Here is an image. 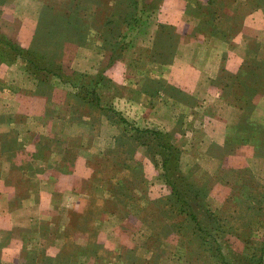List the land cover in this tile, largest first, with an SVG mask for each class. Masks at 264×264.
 <instances>
[{
	"label": "rangeland",
	"instance_id": "374dc122",
	"mask_svg": "<svg viewBox=\"0 0 264 264\" xmlns=\"http://www.w3.org/2000/svg\"><path fill=\"white\" fill-rule=\"evenodd\" d=\"M55 1L60 5L65 0H47L44 6L48 10L44 16L42 10L39 23L44 25L45 21L48 30L53 26L54 33L64 36L71 27L54 21V6L50 3ZM66 1L67 12L81 21L74 27L77 32L84 26L87 29L83 18H92L90 25L98 33L93 45L97 44L104 53V58L96 56V62L103 60L101 68L93 74H70L62 69L63 79L51 73L34 76L26 69L42 83L36 93L42 99L27 106V111L36 107L46 110L45 114L61 116L67 107L70 118L68 124L60 123V128L65 127L61 136L58 131L53 134L46 115L36 118L34 112L10 117L17 128L34 132L24 141L11 129L10 121L5 122L1 116L0 158L12 164L11 187L27 190L31 198L36 192L39 197L41 191L45 195L59 192L57 188L49 190L57 180L43 181L50 179L52 172L62 180L59 188L72 187L73 192L61 191L62 196L59 192L60 205L49 208L52 215L41 220L39 217L27 236L10 247V260L0 264H222L219 253L236 264L253 263L249 258L255 260L261 250L259 244L264 246V199L259 198L264 186L249 170L244 176L239 174L235 165L242 164L249 154L253 159L263 156L264 137L257 138L259 145L250 143L243 133L242 121L235 126L237 129L225 130L220 117L217 120L192 114L187 119L175 99L167 103L164 97H158L159 91L176 90L162 82L177 63L178 37L187 29L174 19L181 16L180 8H173L175 17L168 22L169 16L164 18L167 11L162 10L164 0ZM209 1L187 0L182 14L194 20L197 31L204 32V36L232 25L241 34L253 35L260 24L244 30V17L255 11L264 20V0H236L237 6L232 8L227 7L229 0H221V6L216 7L218 13L212 11ZM4 5L0 0V11ZM216 14L218 21L212 24ZM1 42L0 39L2 47ZM259 43L264 45V40L252 43L246 50L256 51ZM257 56L244 55L248 67L255 71L227 70L221 73L223 80L213 79L221 97H227L229 84L242 83L248 75H255L253 85L247 88L249 111L255 108L257 95H264L263 66L255 59ZM9 63L21 61L0 57L1 67ZM45 65L52 67L47 61ZM57 87L63 93L55 91ZM145 91L153 96L148 97ZM52 98H63L65 102L53 107ZM149 111H153L155 122L147 118ZM174 112L173 119H169ZM164 131L177 148V158L171 155L167 161L168 179L163 175V160L156 153L161 150L158 144L165 140ZM66 144L70 149L62 150ZM63 154L58 164L50 163ZM60 160L63 165H59ZM79 161L87 165L75 167ZM251 169L257 172L255 165ZM174 191L180 192L186 205L179 206ZM187 209L193 212V219ZM225 224L238 228L241 235L221 231L218 226ZM206 233L215 240L211 242L213 249L216 245L220 249L213 252L211 243L207 246L203 242L200 234ZM2 249L0 246V255ZM261 261L264 264L262 258Z\"/></svg>",
	"mask_w": 264,
	"mask_h": 264
},
{
	"label": "crops",
	"instance_id": "0c3cea01",
	"mask_svg": "<svg viewBox=\"0 0 264 264\" xmlns=\"http://www.w3.org/2000/svg\"><path fill=\"white\" fill-rule=\"evenodd\" d=\"M203 1L206 2V0ZM220 1L210 0L207 3L213 12L217 11L218 13L216 7L221 6ZM229 1L230 4L227 7L232 8L237 6L236 0ZM45 3H47V0H4L5 5L0 11V30L19 46L23 48L34 46L40 52L52 56L56 62L62 65V69L67 73L84 72L93 74L98 72L103 60L96 62V56L102 58L104 53L101 52L97 44L93 45V37L98 38V33L90 25L92 18L84 15L86 17L83 18V23L84 25L87 24V29L84 26L81 32L71 31L68 32L69 34L63 36L56 31L54 33L53 30L55 27L53 26L52 30H48L45 21L44 25L43 22L39 23L42 9L47 6ZM50 4L54 6L53 15L55 18L61 17V12L68 11L66 0L60 5L56 1L55 4ZM186 7L187 0H164L163 2L162 10L167 11L168 14L164 18L166 19L169 16L167 20L169 22L171 16L175 13L173 8L176 10L180 8L181 16L172 17H175L174 19L177 23L185 25L187 29L182 30V34L178 37L179 47L175 56L177 63L173 64L172 69L167 72V76H164L166 82H162L165 85L168 83L173 85L176 90L173 93L167 90L165 92L163 90L159 91L158 97H164L167 103H173V99H175L178 103L179 111L186 114L187 119L192 114H198L199 117L204 116L205 118L217 119L220 117L221 120L219 121H221L223 129H237L235 126H238L242 121L243 133L248 135L250 143L259 145L256 142L257 138L259 135L264 137V95H257L255 108L253 107V111H249L248 104L250 99L247 93V88L254 83L255 75H248L250 77L244 79L242 83L234 81L233 85L229 84L226 90L227 97H221V91H218L213 86V79L217 81L223 80L221 73L227 70L237 71L241 69L243 71H255L254 67H248L250 64L245 60L244 55L257 54L258 56L255 59H259L262 62L261 65L263 68L260 70L264 72V45L259 43L256 51H253L254 49L249 50V48L246 50L252 43L259 42L260 39L264 40L263 18L258 16L259 12L255 11L253 13H247V16L245 15L246 17H244L245 19L242 22L244 30L256 23L260 24V28L253 35H248L247 33L241 34V31L237 32L235 26L232 25L228 29H223L224 31H215L216 33L209 31L207 36H204V32L200 34L197 31V24L194 20L182 16ZM218 15L216 14L211 18L212 24L217 23ZM70 18L73 19L74 17ZM231 19L228 17V21H231ZM155 26L156 24H154ZM74 39L79 40L74 41ZM21 64L9 63L5 66H0V120L1 116L5 118V122L9 120L11 129L14 128L25 141L28 136L35 135L34 132H27L26 127L24 129L17 128L10 117L20 114L27 116L35 112L36 118L46 115L47 125L52 126L53 134L58 131L57 133L62 136L61 132L65 127L60 128L59 125L60 123L68 124L70 118V113L66 110L67 107L64 108L63 115L61 116L53 113V115L45 114L46 110L36 109V107L34 111H27V106L32 103H37L42 99L40 97L41 95L36 94L42 83ZM57 81L60 80L58 79ZM57 88L54 90L63 93L60 88ZM145 93L150 98L153 96L150 92L145 91ZM236 93L240 95L235 96L234 94ZM155 95L157 94L154 93ZM44 102L48 101L44 100ZM64 102L63 98L62 100L52 98L53 107ZM152 112L149 111L147 118L155 122V118L151 116ZM175 113H173L172 117L169 116L168 118L173 119ZM61 118L63 119L61 120ZM5 122L4 125H6ZM215 126L217 127V124ZM165 129L168 128L165 127ZM80 148L84 150L86 147L80 146ZM61 149L67 150L70 148L66 144ZM59 159H64V154L63 157H55L51 162H46V165L49 162L53 165L55 163L58 164L59 161L57 160ZM40 160L42 161L43 159ZM60 162L59 165L64 164L63 161L60 160ZM77 163L75 167L86 164L80 161ZM31 164L35 165L32 162ZM10 165H12L10 161H7L5 158H0V246L3 248L2 255H0V262L10 260L9 254L7 253L10 247L15 246L20 238L22 239L27 236L29 228L39 220V217L41 220L43 217L50 216L51 212H49V208L60 205L59 200L61 198L59 192L61 193V191L70 189L73 192L72 187L64 186L59 188V185H62V180L52 172L51 178L43 179V181L53 182L57 180V182L55 181L54 187L49 190L52 192L57 188L59 192L54 191L51 194L45 195L41 191V197L36 192L31 198L27 194V190L23 191L21 187H17V190H15L11 187L12 185L10 183L13 182L14 178H12V173L9 171ZM253 165L257 167V172L251 169ZM235 169L249 170L252 176H260V178L254 177L255 181L258 180L264 186V155L253 159L249 154L242 164L235 165ZM36 181L38 182L39 180ZM42 199L45 202L40 201L38 203Z\"/></svg>",
	"mask_w": 264,
	"mask_h": 264
},
{
	"label": "trees",
	"instance_id": "16d2710c",
	"mask_svg": "<svg viewBox=\"0 0 264 264\" xmlns=\"http://www.w3.org/2000/svg\"><path fill=\"white\" fill-rule=\"evenodd\" d=\"M42 10H43L42 15L44 16V12L48 10V7H44ZM61 17L54 18V21L55 22L61 21V23H63L64 25H69V27H71L70 29H68L70 32L71 31L77 32L74 27L78 23L81 22L80 20L70 18V17H74V16H73L72 13H69L67 11L61 12ZM123 23H129V22L128 21H123ZM0 39L2 41L1 43H3V46L2 47L0 45V47H1L0 48L1 49L0 50V57L1 58H6V61H10V60L11 61H21V63L25 66V68L30 73H32L34 76H39L40 73L41 74L42 73H51L52 75L57 76L59 79H63L64 78V77H62V74H63V72H62V65L59 62L57 63L55 61V59L53 60L50 55H47V54H44V53L40 52L34 46L27 47V48H23V47L15 44L12 40H10L3 33L0 34ZM46 61H47V63L51 64L52 67L48 68V66L45 65V62ZM97 103H98V100H97ZM148 131L149 130H144V132H146V134H149ZM163 134L165 136V140L161 144H158L159 147L161 148V150H158L156 153H159V157L161 158V160H163V164H162V168L164 169V174L163 175H164L165 179H168V177H170V175H169L170 174V171L167 168V161L171 160V155L173 157L177 158V148L170 142L168 133L164 131ZM166 151H168V153ZM136 166H138V165L136 164ZM134 167L135 166H132L131 169L133 171H137L136 169H134ZM238 172H239V174H241L243 176L245 174H247L246 173V170H239ZM182 179L184 180V178H182ZM168 182H170V181H168ZM246 182L249 183V180H247ZM246 182H243V184L245 186L247 185ZM187 183L188 182H186V184ZM262 190H263L262 197H259V198L264 199V187H262ZM173 193L176 196V199H177L176 201L179 202V206H180V203H182L183 205H186L185 200L181 199V197H180V192H175L174 191ZM188 212L189 211L187 209V212L186 213L189 214V216L193 219V217H194L193 212L192 213H188ZM218 227H220L221 231H232V232L237 231V235H241V232L239 231V229L238 228H235L232 225L225 224V225H219ZM241 231H244V230H241ZM200 238L203 240V242L207 246L211 242H214L215 241L213 239V237L212 236H209L207 233L205 235L200 234ZM259 246H261V248H260L261 250L257 254V258L255 260L253 258H249V260L251 259L252 261H254L253 263H250V264H254V263L261 264L262 263L261 258L264 261V249H263L264 246H262L260 244H259ZM215 248L216 249H220V247L218 245H216ZM215 248L213 249V246H212V243H211V250L213 252H214ZM218 255H219L218 256V260L222 264H236L235 262H232V261L226 259L225 256L222 253H219Z\"/></svg>",
	"mask_w": 264,
	"mask_h": 264
}]
</instances>
